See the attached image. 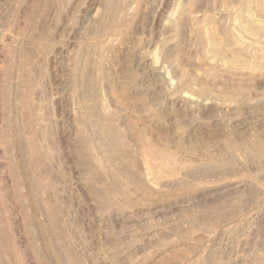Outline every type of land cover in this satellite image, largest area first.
<instances>
[{
    "label": "rangeland",
    "instance_id": "obj_1",
    "mask_svg": "<svg viewBox=\"0 0 264 264\" xmlns=\"http://www.w3.org/2000/svg\"><path fill=\"white\" fill-rule=\"evenodd\" d=\"M0 264H264V0H0Z\"/></svg>",
    "mask_w": 264,
    "mask_h": 264
}]
</instances>
